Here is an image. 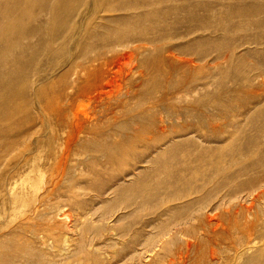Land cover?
I'll return each mask as SVG.
<instances>
[{
    "label": "rangeland",
    "instance_id": "rangeland-1",
    "mask_svg": "<svg viewBox=\"0 0 264 264\" xmlns=\"http://www.w3.org/2000/svg\"><path fill=\"white\" fill-rule=\"evenodd\" d=\"M191 1L199 12L214 8L215 28L140 39L94 74L69 71L88 24L76 35L77 24H71L63 33L68 42L52 40L62 19L49 26L42 50L52 55L40 85L51 87L63 74L66 83L50 107H41L29 92L33 101L18 97L4 113V129L12 136L27 130L37 137L20 136L16 150L0 152V264H264V167L252 174L232 172L186 223L162 214L181 201L121 209L152 162L171 158L186 138L207 142V150L231 140L230 134L240 132L238 124L252 136L264 134V69L255 66V58H264V44L245 42L226 55L235 42L264 33L251 22L264 19V0ZM208 38L219 55L214 76L207 59L192 65L179 49L181 43L198 47L201 40L206 48ZM250 67V79L242 77ZM258 88L261 93H252ZM99 89L120 100L119 106L102 112ZM227 162V171L238 166ZM113 187L118 193L109 192Z\"/></svg>",
    "mask_w": 264,
    "mask_h": 264
},
{
    "label": "bare ground",
    "instance_id": "bare-ground-1",
    "mask_svg": "<svg viewBox=\"0 0 264 264\" xmlns=\"http://www.w3.org/2000/svg\"><path fill=\"white\" fill-rule=\"evenodd\" d=\"M192 3L191 0H0L1 155H9L16 150L22 138L32 141L37 137V132H27V130L24 135L17 134V137H14L8 129H4V113L15 107L18 97H24V100L29 103L32 100L29 92H32L34 102L40 103L41 107L46 108L53 105L54 94L62 96L67 74L56 78L53 83H50L52 84L51 87L40 85V81L48 76L44 70V65L50 57L49 54L52 55V50L47 49L48 46H52L50 43L47 42L49 45H46V49L49 51L42 50V47L46 42L47 34L52 32L51 30L47 33V29L49 30L51 24L59 21L56 20L57 17L64 22L61 24V20V26L57 28L58 30L56 29L55 36L54 33L52 34V40L55 38L58 42L64 39L63 33L68 27H71V24H77L75 35L82 30L81 27L85 23L88 24L87 27L84 26L86 28L85 37L82 41L76 42L78 49L75 51L76 54L71 56L72 65H74L69 68V71L81 68L87 74H94L97 73L98 68L103 69L110 59L115 58L122 47L138 42L140 39L153 42L168 37H180L193 31L215 28L214 8L206 7L203 12H199L195 10V7H190ZM251 11L254 12V9ZM253 12L252 14L255 15ZM91 14H94V18L89 20ZM257 15L258 13H256ZM77 17H79L78 22L75 21ZM54 20L56 21L54 22ZM251 22L253 26L264 28V19H252ZM149 30H158L159 34L156 37L148 35V33H154L153 31L149 32ZM83 31L81 32L83 33ZM170 31L177 34L171 35ZM66 41L68 42V40ZM66 41L64 39V42ZM201 42L202 40L200 44L197 43L198 47L184 46L181 43L179 49L191 56L185 61L192 65L194 62L207 59V66L211 72L209 76H214L213 70L216 67L214 58H218L219 55H215L216 49H214L213 38L206 39V48H201ZM245 42L262 45L264 44V33L252 37L249 41L235 42V46H230L229 53L226 55L230 56L234 49L245 44ZM74 48L76 49V47ZM255 60L257 62L255 66L259 64L264 69V58H255ZM91 66L92 68H90ZM251 68L244 70L242 77L249 78ZM250 77L254 81L257 79V76L255 77L253 74H250ZM52 79L54 78L52 77ZM207 85L210 87L212 82H208ZM259 91L260 88L255 89L252 93L255 94ZM106 94V92L102 93V89H99L98 100L102 112L110 111L120 104V100L111 96L107 97ZM200 106L194 104L192 108L199 110ZM238 125L239 128H237ZM238 125L236 128L240 129V132L230 134L232 135L231 140L228 137L227 143L222 147L213 144L214 147L211 148L210 146L205 150L204 148L207 146L204 147L203 144L207 142L191 137L190 139L186 138L185 141L182 140L184 142L180 141L181 143L178 144L180 150L177 152L170 149L173 152L171 158H164L165 160L163 159L162 162L155 160V165L151 161L153 163L152 170L150 169L148 174L138 179L137 186H134L131 196L128 195L121 209L139 204H163L181 201L176 204L172 203L174 205L167 207L162 214H169L175 224L188 222L196 216L198 210L204 208L207 200L212 197L216 189L226 186L228 180L232 178V172L237 170L236 172L241 174H252L257 169L264 167V140L261 139L264 138V134L262 137L252 136L247 126ZM186 129L187 133L193 132L187 126ZM233 130L236 129L233 127ZM208 142L212 143L209 140ZM225 161H228L227 167L228 164L238 166L233 171H227ZM3 182L4 179L2 182L0 181V185ZM109 190L111 193H118L119 191L117 187ZM166 231L164 229L162 232Z\"/></svg>",
    "mask_w": 264,
    "mask_h": 264
}]
</instances>
